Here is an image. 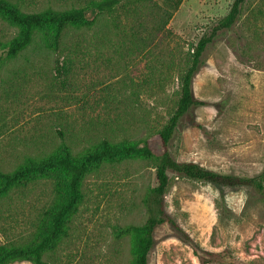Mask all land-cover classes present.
I'll return each instance as SVG.
<instances>
[{"label": "rangeland", "instance_id": "1", "mask_svg": "<svg viewBox=\"0 0 264 264\" xmlns=\"http://www.w3.org/2000/svg\"><path fill=\"white\" fill-rule=\"evenodd\" d=\"M8 1L24 12L83 3ZM232 1L182 0L167 25L172 35L153 39L147 20L131 27L121 13L115 28L100 14L87 28L69 29L59 54L35 37L15 58L6 56L4 45L17 30L0 19V171L50 154L62 143L78 153L102 139L137 141L162 128L175 110L178 75L191 47L228 13ZM192 90L209 103L193 110L203 129L181 119L169 143L172 157L222 174L262 172L264 0H245L235 25L217 32ZM154 184V170L138 160L105 164L88 174L68 235L46 253V264H130L132 239L123 230L144 223L143 196ZM52 199L47 180L4 197L0 244L31 240ZM165 208L199 252L164 225L155 233L147 264H220L213 257L221 252L235 264H264V202L253 191L172 175Z\"/></svg>", "mask_w": 264, "mask_h": 264}, {"label": "trees", "instance_id": "2", "mask_svg": "<svg viewBox=\"0 0 264 264\" xmlns=\"http://www.w3.org/2000/svg\"><path fill=\"white\" fill-rule=\"evenodd\" d=\"M245 0H233L228 13L191 47L185 69L178 75V100L175 110L166 123L149 137L137 141L111 142L102 139L81 152L73 153L62 143L52 153L42 157L26 158L12 171H0V201L16 190L27 188L38 180H47L53 191L48 209L39 218L31 240L24 243L0 244V264L27 261L30 264H46L47 252L52 251L68 235L72 216L83 201L82 185L86 176L105 164L127 160L144 161L154 170L155 184L143 196L145 221L141 225L129 226L123 230L132 239L130 264H147L148 255L155 244L156 231L166 225L183 236L192 250L198 254L197 244L190 241L177 222L165 208V193L171 176L205 182L215 187L231 189L246 188L253 191L264 202V169L253 177L222 174L208 169L195 161H178L169 152L181 119L186 126L203 129L196 121L193 110L209 103L196 98L192 80L201 63L202 55L218 31L231 29L240 14ZM82 4L63 10L46 8L37 12H24L8 0H0V19L17 30L16 35L5 45L8 58H15L25 50L35 37L48 51L59 54L61 43L69 29L81 30L90 26L97 15L106 14L112 25L118 28L121 13L131 21V27L147 20V34L153 39L161 34L172 35L167 25L182 0H82ZM93 17L88 19L87 12ZM210 254V253H209ZM213 260L220 264H235L225 253H219Z\"/></svg>", "mask_w": 264, "mask_h": 264}]
</instances>
